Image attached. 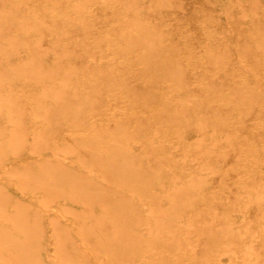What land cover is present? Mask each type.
<instances>
[{
	"label": "bare ground",
	"instance_id": "obj_1",
	"mask_svg": "<svg viewBox=\"0 0 264 264\" xmlns=\"http://www.w3.org/2000/svg\"><path fill=\"white\" fill-rule=\"evenodd\" d=\"M185 1L0 0V264H264V31Z\"/></svg>",
	"mask_w": 264,
	"mask_h": 264
},
{
	"label": "rangeland",
	"instance_id": "obj_2",
	"mask_svg": "<svg viewBox=\"0 0 264 264\" xmlns=\"http://www.w3.org/2000/svg\"><path fill=\"white\" fill-rule=\"evenodd\" d=\"M188 1H192V0H187V1H185L184 2V5L183 4H181V5H179L180 7H181V10H180V12L182 13H179V12H177L179 9H180V7L179 6H177L174 10H177L176 12H175V16H174V18L175 17H177V18H181L182 17V22H181V24L179 23L178 24V22H176L175 20H176V18L175 19H173V16H172V19L174 20V22H173V20H172V22H170V24L171 25H173L174 27H176L177 26V28L176 29H174V27L173 26H169V22H166L165 23V25H168L169 26V28L167 27V26H165V28H164V26H163V29L164 30H168V31H172V30H175L176 31V33L177 34H179V35H186V33L188 32V34L189 35H191L192 37H191V39L192 40H194L193 42H194V45H193V42H192V45H193V47L195 48V50H194V52H196V53H201V51L203 52V51H205V45L204 44H206L207 45V40H208V38L209 37H207V36H210V34L212 35V36H216V37H218V38H221V37H224L225 35L226 36H228L227 38H230V40L231 39H233V40H231L232 41V45L230 44V42H229V44L231 45V49H229L228 51H229V53H228V51H227V54L230 56V55H233V54H235L236 53V51H238L239 53H240V51H241V49H242V47H241V40H240V34H242L245 38L251 33V32H255V31H264V25H262L261 23L263 22V24H264V0L263 1H261L259 4H257V5H252V4H250V1H252V0H208V2H207V0H193V1H199V2H201V3H199V5L198 4H196L197 2H193L190 6H187V4H189L188 3ZM204 1V2H203ZM206 2V3H205ZM215 2V3H214ZM204 3V4H203ZM194 5H196V6H194ZM197 5L198 6H200V7H198V8H196L197 7ZM185 6H187V8L185 7ZM192 7H194V8H192ZM210 9H208V8ZM183 8V9H182ZM190 9L192 10V11H194L193 13L195 14H197V13H199V14H195V16L194 15H192L191 14V12L192 11H190ZM196 9V10H195ZM198 9V10H197ZM182 10H184L183 12H182ZM187 10H189L190 11V14H191V16H189L190 14L188 13L189 11H187ZM249 10V11H248ZM197 11V12H196ZM224 11V13H222ZM246 11H248V14L246 13ZM219 14H218V13ZM165 13V12H164ZM184 13V14H183ZM203 13V14H202ZM170 14V13H169ZM172 14V13H171ZM170 14V15H171ZM176 14H177V16H176ZM189 14V15H188ZM213 14H214V16H213ZM221 14H223L222 16H221ZM200 15V16H199ZM202 15H207L206 16V18L204 19L203 18V16ZM167 16H168V13H167ZM193 16V18H191ZM199 16V17H198ZM202 16V17H201ZM214 17V19H213V21H212V18ZM232 16V17H231ZM171 17V16H170ZM169 16H168V19L170 18ZM198 17V18H197ZM205 17V16H204ZM212 17V18H211ZM196 18V19H195ZM200 18V19H199ZM209 18V19H208ZM210 18H211V20H210ZM215 18H216V20H215ZM179 19H177V21L179 20ZM202 19H204L203 21H202ZM201 20V21H200ZM219 20V21H218ZM208 21V22H207ZM235 21V22H234ZM198 22H199V24H198ZM202 22H206L205 24L204 23H202ZM213 22V23H212ZM234 22V23H233ZM174 23V24H173ZM186 23V27H187V29H185V27H183V26H185V25H183V24H185ZM178 24V25H177ZM198 24V25H197ZM201 24H202V26H201ZM208 25L209 26H213L214 27V29H213V27H211L210 29H209V27H208ZM224 25H228L227 27L226 26H224ZM262 25V26H261ZM216 26H217V28H216ZM242 26H243V28H242ZM167 27V28H166ZM179 27V28H178ZM205 27V29H203ZM181 28H183V29H181ZM197 30H196V29ZM201 28V29H200ZM245 28V29H244ZM213 29V30H212ZM242 29H244V30H242ZM183 30V32H181ZM186 30V31H185ZM188 30V31H187ZM189 30H191L190 32H189ZM209 30V31H208ZM246 30V31H245ZM186 33H185V32ZM197 31V32H196ZM198 31H199V33H198ZM203 33H205L206 31H207V35L205 36V34H203ZM191 32H192V34H191ZM195 32V33H194ZM237 32H239V33H237ZM185 33V34H184ZM201 33H202V36H200L201 35ZM214 33V34H213ZM217 33V34H216ZM225 33V35L223 36V34ZM233 33V34H232ZM237 33V34H236ZM194 34V35H193ZM197 37H196V36ZM245 35H247V36H245ZM200 36V37H199ZM204 36V37H203ZM179 37H181V36H179ZM196 37V38H195ZM238 37V38H237ZM199 38V39H198ZM202 38V39H201ZM198 40H201L200 41V43L198 44ZM195 41H197V42H195ZM206 42V43H205ZM233 42H234V44H233ZM236 42H237V44H239V45H237L236 44ZM237 45V47H235ZM202 46V47H201ZM232 46H234V48L232 47ZM239 49V50H238ZM234 50H236L235 52H233ZM27 122L29 123V122H32V120H31V118H28L27 119ZM195 147V145L194 146H191V148H194ZM2 178V179H1ZM15 178H16V176H15ZM14 178V179H15ZM4 179V180H3ZM11 178L10 177H8V176H5V175H3V174H1V176H0V185H4V184H6V185H8V184H10L9 185V187H11L10 189H14V190H20L21 188H24V186L25 185H20L21 187L20 188H16L15 186H13L12 184L13 183H15V181L17 182L19 179L18 178H16L15 180H13V181H11L10 180ZM10 181H11V183H10ZM19 184H20V181H19ZM25 190H26V188H24ZM28 190V189H27ZM26 190V191H27ZM42 191L41 189H38V191ZM28 196H30V199L32 198H34V197H37L36 195H35V192L33 193V191L32 190H30V192H29V190L27 191V192H25ZM34 195H33V194ZM37 194V193H36ZM223 198L226 200V196L225 195H223ZM223 198H222V200H223ZM28 199V198H27ZM29 199V200H30ZM31 201V200H30ZM36 201V200H35ZM39 203V202H38ZM37 203V204H38ZM45 203H47V202H45ZM48 204H52V201H50V202H48ZM58 204V203H57ZM59 207V208H58ZM58 207H54V208H51L50 209V213L54 216L55 214H60V213H62L63 214V212H64V216H62V215H60L61 216V218L64 220V221H66V222H63L62 224H60V225H55L53 222L51 223V232H57V230L58 229H60L61 228V226H66V225H68V224H79L78 223V220L76 219V217H74V215L73 214H71V213H69L68 211H67V209H65V208H60L61 206H60V204H58ZM52 210V211H51ZM68 215H69V218H68ZM57 216V215H56ZM66 216V217H65ZM236 216H241V214H240V212H238V214H236ZM73 219H75V220H73ZM68 220H70V221H68ZM68 221V222H67ZM73 221V222H72ZM70 222V223H69ZM54 225V226H53ZM58 226V227H57ZM54 227V228H53ZM57 229H56V228ZM244 227H239L238 228V230L239 229H243ZM56 229V230H55ZM235 229V228H234ZM237 229V228H236ZM235 229V230H236ZM54 230V231H53ZM245 231V230H244ZM81 233H77V235H80ZM54 244H55V242H54ZM218 244V243H217ZM4 247H7V248H10L11 250H14V252L12 251V254L14 253V254H16L18 251H22L21 249H19L18 247V250H16V247L15 246H13L11 243H10V241H7V242H4L3 244H2ZM51 246V242L49 243V247ZM10 250V251H11ZM16 250V251H15ZM9 254V253H8ZM228 255H231V256H228ZM233 255H232V252H231V254H224V262H229L232 258ZM3 264H7L6 262L5 263H3Z\"/></svg>",
	"mask_w": 264,
	"mask_h": 264
}]
</instances>
